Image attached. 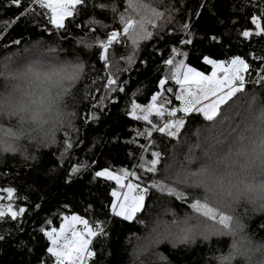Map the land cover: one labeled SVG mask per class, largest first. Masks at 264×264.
<instances>
[{"label":"snow or ice","instance_id":"1","mask_svg":"<svg viewBox=\"0 0 264 264\" xmlns=\"http://www.w3.org/2000/svg\"><path fill=\"white\" fill-rule=\"evenodd\" d=\"M0 7L6 11L16 9L0 28V41L5 49L9 48L11 31L17 24L49 37H67L70 28L83 31L75 40L78 47L71 51L59 45L44 48L38 43L33 49H23L29 55L13 53L0 64V154L5 163L8 156L24 161L30 188L34 186V190L43 192L53 183L72 188L77 178L90 170L89 163L97 164L95 159L73 161V156L79 157L76 149L83 141L79 139L81 128L72 118L82 119L89 129L98 124L101 115L96 113L107 115V104H116V96L129 95L131 77L123 80L121 77L131 72L142 45L149 47V42L156 40L167 46L169 40L165 37L174 36L171 42L178 46L170 48L166 59L161 57L166 72L164 77H158L160 91L154 92L146 104L131 99L124 110L130 121L144 122L143 131L131 129L135 136L124 142L128 146L136 144L137 137L144 138L138 144L140 154L133 164L143 175L125 167L117 171L103 167L91 169L92 178L115 182L110 212L122 221L139 220L137 214L145 208L150 193L159 194L158 198L167 197L169 202L179 201L190 209L182 219L173 212L170 222L157 225L153 230L155 235L143 249L141 264H174L157 251L161 244L181 254L206 246L212 256L204 264H236L238 257L245 264H264V242H254L242 217L234 214L241 207L245 209L244 215L248 209L264 212V100L254 92L247 101L248 120L227 148L223 141L217 140L204 147L199 157L190 148L185 156L187 167L180 161L178 166L168 164L161 169L158 166L163 153L150 151L156 147L154 133L170 140L183 135L187 141L189 126L198 119L193 113L204 121L215 122L223 105L246 92L253 75L255 79L251 83L259 85V90L264 92V0L233 4L232 14L226 18H221L215 0H196L190 8L185 5L187 18L182 16L179 21L173 15L175 5L171 0L167 3L165 0H0ZM81 10L88 17L87 24L77 20ZM97 12L103 16L97 18ZM205 14L218 25L226 20L231 22L227 33H205L200 38L201 43L225 50L227 57L220 60L203 54L202 63L212 69L208 75L186 64L184 58L189 53L183 50L195 42L197 26L193 20L202 19ZM109 20L118 24L117 28L113 29ZM174 22L179 23V29L169 28ZM21 42L11 39L15 45ZM256 43L260 44V55L248 51ZM233 46L245 50L232 52ZM60 51L74 55V62L61 60L56 54ZM88 53L95 57V62H90ZM139 63L146 65L147 61L140 59ZM91 72L102 81L99 87L103 95L99 99L103 103L98 104L93 98L91 109L95 111L85 110L79 117L75 105L80 90L85 88L84 81L90 80L92 85L97 82L90 77ZM168 80L177 87H166ZM87 91L91 95V90ZM167 94L174 95L178 107L170 106L172 101ZM70 105L72 111H68ZM70 129H75L77 139L73 140ZM61 132L64 135L58 139ZM84 138L87 139V133ZM105 142L120 147L119 136ZM195 147H201L199 139ZM149 151L150 158L145 159L144 154ZM128 155L134 153L130 151ZM41 209L42 203L20 196L15 186H0V241L7 242L14 231L24 232L30 215H38ZM62 219L59 229L40 227L38 233L42 236L28 234L27 241L17 237L22 256L31 257L34 249L29 245L46 239L47 243L41 245L46 257H37L36 264H102L103 257L110 254L104 247L110 239L107 221L90 223L75 214ZM77 225L82 228L78 229ZM259 231H264V221L258 222L253 234ZM221 237L231 239L226 253L222 250ZM21 264H30V260H22Z\"/></svg>","mask_w":264,"mask_h":264},{"label":"trees","instance_id":"2","mask_svg":"<svg viewBox=\"0 0 264 264\" xmlns=\"http://www.w3.org/2000/svg\"><path fill=\"white\" fill-rule=\"evenodd\" d=\"M169 2V0H165ZM218 10L221 14V18H226L232 14L233 4H239L242 0H215ZM246 2V0H244ZM171 3L175 5V10L173 15L175 20L179 21L181 17H186L185 5L189 8L196 3V0H171ZM123 2L121 3V10H123ZM251 8V5H249ZM255 10H258L255 9ZM16 9H11L6 11L4 8L0 7V28L4 27V22L10 20L15 14ZM97 18L103 16V13L97 12ZM240 15V14H237ZM78 21H83L85 24L88 23V17L84 10H81L80 15L77 17ZM111 24V21H108ZM196 24V35L194 37V44L184 48L183 50L188 51V56L185 59V63L190 67L197 69L198 71L209 74L211 67L202 63V55L207 54L211 58H216L220 60H225V50L219 47H212L208 43H201L200 38L205 35V33L219 32L221 34L227 33L231 28V22L226 20L225 24L218 25L216 22L207 16L202 19L193 20ZM118 24H111L113 29L117 28ZM170 29H179V23L174 22L169 25ZM75 33L76 35H72ZM83 35V31L80 29H69V35L67 37L52 36L49 37L48 34L41 35L38 32L33 31L31 27L27 30L24 29L22 24H17L11 31V36L9 38V48L5 49L3 47V42L0 41V62H4L5 57L17 53L18 50L23 48H30L36 46L38 43L44 48L49 46L59 45L61 48L71 51L75 45V40ZM91 35V33H89ZM21 39V45H15L11 43V39ZM227 39V36L224 37ZM169 40L167 46H165L163 41L153 40L149 42V47H144L142 45V50L138 53L137 62L132 67L131 72H126L123 74L121 79H128L130 76L128 87L130 88V93L127 97L123 94L116 96V104H107L105 112L107 115L96 113L101 115L100 122L98 124H93L92 128L89 129L83 125L82 119L78 117H73V121L81 128V133L79 139L83 143L76 149L79 152V157L73 156V161L76 159L91 160L95 159L97 164L93 165L89 163V171L84 172L80 177L77 178V183L72 187L62 186L58 183L50 184L43 192H37L29 187L28 184V172L24 167V161L19 158H13L8 156L7 163H5V158L3 154H0V186H15L18 189V194L20 196H27L31 201H37L42 203V209L39 214L32 213L28 219V222L24 224V232H15L12 236H9L7 242L0 241V264H21V261H29L30 264H36L37 257L44 258L46 253L41 248V245L46 244V239L39 240L38 243L29 245L33 247V254L31 257L22 256L21 249L18 247L19 239L17 237H23L25 241L29 239V235H38V229L40 227L45 228H58L63 221V216H71L73 214L79 215L84 219L94 223L95 221H107L106 227L109 230L110 239L105 244V249L108 255L103 257L102 264H132V240L138 238L141 242L146 237L151 239L155 232L153 209L158 208L159 205L165 203L170 210H173L178 217H183L186 212H190L186 204L181 205L179 201L169 202V198L159 197V194L150 193L149 197H146L145 208L137 216L139 220L134 219L133 221H122L118 217H112L110 212L111 205V188L108 181L103 179H93L91 169L99 170L103 167H109L112 171H117L121 167L128 168L129 170L137 171L140 175H143L138 168H133V164L137 162L139 152L137 147L139 143L144 142L143 137H137V143L125 146L124 142L131 140L135 136L131 129L138 128L139 131H143L144 124L141 122H133L124 115V110L129 104L131 99H136L138 103L146 104L151 95L160 91L158 84V77H164L166 69L162 61L163 58H167L169 50L174 45L171 41L173 37H165ZM236 43V33H232V44ZM154 49H159V51H154ZM122 50V49H121ZM245 49L243 47L233 46L232 52H243ZM249 52H255L256 55H260V44L256 43L248 49ZM60 56L61 60H67L69 62H74V55H67L66 52L60 51L56 53ZM90 59V62H95V57H92L90 53L86 54ZM82 59L84 57H81ZM182 57H178L180 59ZM140 59L147 61L146 65H141L139 63ZM91 78H96V73L91 72ZM102 75V73H101ZM255 79L253 75L250 77V82L246 85V92L237 94L233 97L226 105L222 106V112L216 118L215 122L204 121L202 116L197 113L191 115L197 116L198 119L193 121L189 126L188 139L182 135L177 140H170L168 138H161L159 133H154L157 138L155 141V149L160 150L162 155V162L158 166L163 169L166 165L172 164L178 166V162L184 161L185 166H189L185 160L186 154H189V149L191 148L192 153L196 156H202V149L206 147L209 143L215 144L217 140L224 142V148L231 143L239 130L242 128L241 123L247 122L248 117L246 115L232 118L238 115L241 111L246 109L247 101L250 99L251 95L255 94L264 100V92L259 90V85L252 84L251 81ZM96 85H92L90 80L84 81L85 88L80 90L79 99L75 105L76 111L79 117L84 115L85 110L95 111L91 109V104L93 98H95L96 103H103L99 99L103 95V89L99 86L102 81L96 78ZM177 87L173 82H168L166 87ZM99 88V91H97ZM88 89L91 90V95H88ZM139 89V92H137ZM135 93V95H132ZM114 96L116 94H113ZM172 103L170 106H176V101L174 95L167 94ZM68 111H72V105L69 106ZM182 115V114H178ZM229 117V118H228ZM229 120L230 127L236 129L235 132H230L228 135L224 136V131L226 132V120ZM72 133L73 140L77 139L75 135V129H70ZM197 132L199 137H197ZM85 133H87V139H85ZM131 133V134H130ZM64 135L61 132L58 136L62 138ZM114 136L120 137V147H114L113 143H106L105 141L111 140ZM207 137V139H205ZM199 139L201 145L200 148H196L195 144ZM85 144L87 147H85ZM219 147V145H217ZM83 149V150H81ZM133 152L134 155H128L129 152ZM150 151L145 153V159L150 158ZM95 153V155H93ZM57 155L59 153L57 152ZM193 170L195 165H192ZM134 183L137 181H133ZM43 196V200H37V197ZM23 204V201H20ZM90 206V207H89ZM166 207V208H167ZM245 209L241 207L235 215H240L242 217V222L247 225L246 231L251 236L254 242H264V231H259L253 234L254 229H256L258 222L264 221V212H252L250 209L247 211V215H244ZM45 221H51L50 224L45 223ZM116 221V223H113ZM143 221V222H140ZM7 227V226H4ZM36 230V231H34ZM151 230V231H150ZM42 236V234H39ZM215 239V238H214ZM220 242L222 244L223 252L229 250L231 239L229 237H221ZM99 252V248H97ZM157 251L168 256L174 264H204L206 260L211 259L212 252L208 251L207 247L197 248L190 253H173L167 244H161ZM217 255L220 253L217 252Z\"/></svg>","mask_w":264,"mask_h":264},{"label":"rangeland","instance_id":"3","mask_svg":"<svg viewBox=\"0 0 264 264\" xmlns=\"http://www.w3.org/2000/svg\"><path fill=\"white\" fill-rule=\"evenodd\" d=\"M30 46L31 47L28 48V49H33L35 45L34 46L30 45ZM23 49H25V48H23ZM23 49L20 50V51L18 50L17 53H20L22 56L29 55V53H24ZM2 63L3 62H0V64H2ZM210 73H211V71H210ZM206 75H208V74H206ZM168 82H172V81L171 80H168ZM0 86H2V81H0ZM0 90H2V87H0ZM176 106L177 107L179 106V101H176ZM243 113H245L244 115H246L247 117H249L248 104L246 105V109H244L243 111H241L238 115L233 116L232 118L240 117L242 119L243 116L240 115V114H243ZM153 119H155V118H153ZM229 122L230 121L227 119L226 120V124H225L227 131L226 132L224 131V136L225 135H228V133H230V132H235V131H233L234 128L233 127H230ZM141 123L144 124V122H141ZM241 126L243 128V123H241ZM108 184H109V186L111 188V191L114 188H116V184H115L114 181H108ZM163 198H165V197H163ZM165 203L159 205L158 208L153 209V213H154L153 218H154V226H155V228L157 227L158 224H161L162 222H170L171 219L173 218L172 217V213L174 211L173 210H170V208H168ZM179 218L182 219L183 217H179ZM63 222L64 221H62L61 223H63ZM59 227L57 229H59ZM150 240L151 239H148L147 237L145 239H143L141 242L138 240V238L132 240V248H131L132 264H141V262L144 259L143 249H144L145 245L149 243ZM257 243H260V242H257ZM236 264H245V262H244L243 258L238 257L237 258V261H236Z\"/></svg>","mask_w":264,"mask_h":264},{"label":"built area","instance_id":"4","mask_svg":"<svg viewBox=\"0 0 264 264\" xmlns=\"http://www.w3.org/2000/svg\"><path fill=\"white\" fill-rule=\"evenodd\" d=\"M77 228L80 229V228H82V226L81 225H77Z\"/></svg>","mask_w":264,"mask_h":264}]
</instances>
